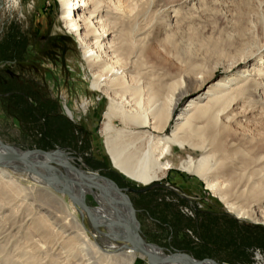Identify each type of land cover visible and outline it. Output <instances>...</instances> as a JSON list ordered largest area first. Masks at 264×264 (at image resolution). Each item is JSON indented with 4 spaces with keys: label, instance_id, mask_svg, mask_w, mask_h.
Here are the masks:
<instances>
[{
    "label": "bare ground",
    "instance_id": "1",
    "mask_svg": "<svg viewBox=\"0 0 264 264\" xmlns=\"http://www.w3.org/2000/svg\"><path fill=\"white\" fill-rule=\"evenodd\" d=\"M8 1L20 8V0ZM181 1L187 0H58L63 27L56 28L76 39L80 82L88 87L79 111L88 112L93 124L101 117L103 156L122 176L149 185L179 170L188 195H203V185L209 203L264 225V104L254 92L259 89L264 98V23L249 25L248 11L239 5L228 26H218L215 12L212 28L199 29L187 21ZM191 1L201 11L217 3ZM167 6L179 32L167 29L170 14L160 13ZM153 47L160 52L152 53ZM94 99L96 107L90 109ZM261 109L253 133L233 132L238 118ZM64 110L74 118L70 106L64 104ZM175 147L179 155L173 156ZM54 160L64 163L65 156L59 152ZM33 161L34 170L51 178L46 158ZM62 174L70 181H61L67 192L83 201L91 194L105 216V232L98 235V217L91 215L100 243L50 184L0 156V264H133L137 253L121 241L123 226L130 225L129 209L95 174L84 172L82 178L67 168ZM149 251L164 257L156 246Z\"/></svg>",
    "mask_w": 264,
    "mask_h": 264
},
{
    "label": "rangeland",
    "instance_id": "2",
    "mask_svg": "<svg viewBox=\"0 0 264 264\" xmlns=\"http://www.w3.org/2000/svg\"><path fill=\"white\" fill-rule=\"evenodd\" d=\"M215 2V9L206 11L197 9L196 1L180 3L187 21L199 29L204 25L205 30L212 28L215 12L221 18L218 26H228L230 21L236 20L237 8L248 11V24L252 27L254 22L264 23V0ZM241 3H245L249 10ZM19 7H14L8 0H0V79L5 81L0 85V141L21 151L64 150L72 165L87 174L106 177L120 189L156 188L145 195L126 194L137 208H145L140 212L135 210L140 236L146 243L158 246L164 255L186 254L194 260L204 261L203 264H264V225L237 219L221 205L209 203L211 194L203 185V195H188L182 183L183 172L172 169L162 179L141 185L110 166L103 156L101 117L98 116L93 124L88 112L79 111L84 98L89 96L88 87L80 82L84 78L76 39L64 29L56 28L63 27L59 23L61 8L58 0H20ZM168 8L160 13L169 15L172 9ZM166 26L169 30L180 31L172 14ZM151 52L157 54L160 48L153 47ZM227 64L217 69V76L224 73ZM243 66L234 68V71L242 70ZM261 69L264 74V62ZM249 78L255 77L250 75ZM254 92L264 104L260 90ZM96 101L94 99L90 109L96 107ZM64 104L72 108L74 118L65 114ZM183 104L185 100L180 102L178 109ZM262 112V109L254 110L251 118H247V113L246 118H238L240 125H232L233 132L237 136H249L258 126L257 120ZM176 155H179V149L175 147L173 156ZM58 168L63 172V168ZM23 183L30 186L29 181ZM66 186H52L50 191L63 198L72 216L84 224L90 238L100 243L91 225L92 220L90 224L85 212L81 211V215L79 208L60 192L63 189L68 191ZM84 201L92 210L91 215L98 217L99 231L96 234H103L105 216L96 210L99 207L97 202L91 194L86 195ZM53 204L61 212V208ZM41 212L46 215L44 209ZM133 264L148 263L137 253Z\"/></svg>",
    "mask_w": 264,
    "mask_h": 264
},
{
    "label": "water",
    "instance_id": "3",
    "mask_svg": "<svg viewBox=\"0 0 264 264\" xmlns=\"http://www.w3.org/2000/svg\"><path fill=\"white\" fill-rule=\"evenodd\" d=\"M0 147L3 150V152L0 153V156L2 159H5L6 161H10V162H19L21 165H24L26 172L40 177L41 179L48 182L52 186L62 185L61 181L64 179V178H62L63 174L58 167L63 168V171L65 168H67L70 171L74 172L79 177L83 178L84 171H82L79 168L72 165L68 161L71 158L66 156V154L61 149H56L54 151H43V150H24V151H21L18 148L5 145L1 141H0ZM59 152H62V154H64V156H65L64 163H59L56 160H54V156L57 155V153H59ZM37 157H42V158L47 159L44 168L51 171V174H52L51 178L47 177L44 174H41L38 171L33 169V167H34V161L33 160L37 159ZM95 177L97 179H100V180L106 182L107 184H109L111 190L120 198L123 205L127 209H129L130 225H129V227L126 225L123 226L125 231H126V238L121 240L126 245V247L131 248L136 253L145 257L148 264H159L162 262H165V263L181 262L184 264H203L204 263V261L194 260L192 257H190L189 255H186V254L177 253V254L164 255V257H158V256L154 255L151 251H149V249L151 247L156 246V245L146 243L143 240V238L140 236L139 230H138V223L136 222V219H135V212L136 211L134 210L132 203L130 202V200L128 199L127 194H126V192L143 193V192L147 191L148 189H150L149 187L144 188V189H133V188L120 189L112 181H110L106 177H101L98 174H95ZM64 182L69 183L70 181L65 180ZM54 190H56V189H54ZM60 192L63 193L64 195H66L68 200L74 206L79 208L80 214L82 213L81 211L85 212L86 217L88 218V220L90 222V220H91L90 207H88L86 205V202L83 200H80L79 198L74 197L73 195H71L69 192H67L64 189L61 190ZM90 224H91V222H90ZM156 247H158V246H156ZM208 261H210V260H207L206 262H208ZM210 262H213V261H210Z\"/></svg>",
    "mask_w": 264,
    "mask_h": 264
},
{
    "label": "flooded vegetation",
    "instance_id": "4",
    "mask_svg": "<svg viewBox=\"0 0 264 264\" xmlns=\"http://www.w3.org/2000/svg\"><path fill=\"white\" fill-rule=\"evenodd\" d=\"M8 73H9V72H8ZM4 82H5L4 80L0 79V85H2ZM13 93L16 94L17 92H13ZM126 188H129V187H121V189H126ZM154 189H156V188H150V189H148L147 191H145V192H143V193H139V194H138V193H135V194H136V195H145V194L149 193L151 190L153 191ZM129 193L134 194V192H128V194H129ZM132 204H133L134 210H136V211H138V212H140V211H142V210H145V208H137L134 202H133Z\"/></svg>",
    "mask_w": 264,
    "mask_h": 264
}]
</instances>
